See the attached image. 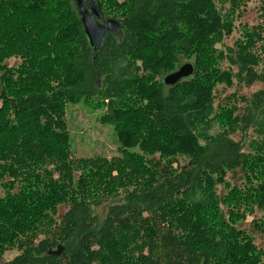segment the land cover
<instances>
[{"label":"trees","instance_id":"1","mask_svg":"<svg viewBox=\"0 0 264 264\" xmlns=\"http://www.w3.org/2000/svg\"><path fill=\"white\" fill-rule=\"evenodd\" d=\"M216 1L101 0L122 32L94 52L73 0H0V264H263L238 225L259 211L264 238V149L209 134L227 119L212 90L231 25ZM181 54L195 74L176 86L139 75L167 76ZM89 99L120 157L73 158L66 109ZM118 196L99 222L92 207Z\"/></svg>","mask_w":264,"mask_h":264},{"label":"rangeland","instance_id":"2","mask_svg":"<svg viewBox=\"0 0 264 264\" xmlns=\"http://www.w3.org/2000/svg\"><path fill=\"white\" fill-rule=\"evenodd\" d=\"M222 1L223 4L221 0H217L216 5L226 11L223 21L230 24L231 28L223 31L222 41L216 45L219 51L224 52L223 60H220L219 67L213 74V78L216 75L218 77L212 94L215 97V111L224 109L223 113L227 119L224 121L218 115L209 134L222 133L225 138L240 143L244 153H256L264 149V0H243L246 4L238 10L232 8L231 0ZM233 16L236 18L235 22L232 20ZM246 33L248 37H245ZM248 39L254 40L252 47L245 44ZM177 59L173 70L187 62L193 64L194 56L181 54ZM7 62L9 65H16L19 61L13 58ZM138 64L141 65L140 62ZM139 69L140 76L151 77L157 82H162L167 74L161 69L147 70L144 66ZM163 92L166 97L168 89L164 88ZM65 114L73 158L111 160L121 156L113 126L101 121L105 114L104 108H93L92 99H89L75 105L68 104ZM248 120L250 123L247 124ZM177 161L179 165H184L186 158L178 156ZM225 179L227 182L231 181L233 173L229 172ZM217 192L223 194L226 190L219 185ZM124 198H105L100 205L92 207V215L96 216L99 222H103L109 208L119 204L121 200L124 201ZM262 215L258 211L238 227L252 234L256 244L264 249V238L252 232L254 218L260 219ZM56 249L58 247L50 250L57 251ZM19 254L18 249L8 250L4 260L10 262Z\"/></svg>","mask_w":264,"mask_h":264},{"label":"water","instance_id":"3","mask_svg":"<svg viewBox=\"0 0 264 264\" xmlns=\"http://www.w3.org/2000/svg\"><path fill=\"white\" fill-rule=\"evenodd\" d=\"M77 12L83 24L84 33L94 52L102 49L108 36H121V23L114 19L104 21V14L101 8V0H73ZM195 74V67L192 63L183 64L177 71L164 77L163 83L167 87H174ZM57 251H49V255L59 256L63 252V247L58 246Z\"/></svg>","mask_w":264,"mask_h":264}]
</instances>
